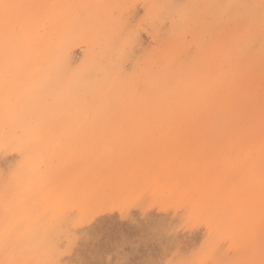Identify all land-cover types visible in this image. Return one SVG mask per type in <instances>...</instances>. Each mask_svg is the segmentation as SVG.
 <instances>
[{"label": "rangeland", "instance_id": "1", "mask_svg": "<svg viewBox=\"0 0 264 264\" xmlns=\"http://www.w3.org/2000/svg\"><path fill=\"white\" fill-rule=\"evenodd\" d=\"M0 264H264V0H0Z\"/></svg>", "mask_w": 264, "mask_h": 264}, {"label": "bare ground", "instance_id": "2", "mask_svg": "<svg viewBox=\"0 0 264 264\" xmlns=\"http://www.w3.org/2000/svg\"><path fill=\"white\" fill-rule=\"evenodd\" d=\"M55 234V233H54ZM215 263V262H214Z\"/></svg>", "mask_w": 264, "mask_h": 264}]
</instances>
